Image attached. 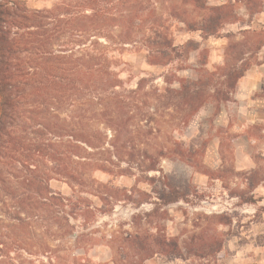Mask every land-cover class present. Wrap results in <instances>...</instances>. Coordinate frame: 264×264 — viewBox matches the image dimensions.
<instances>
[{
    "label": "rangeland",
    "instance_id": "374dc122",
    "mask_svg": "<svg viewBox=\"0 0 264 264\" xmlns=\"http://www.w3.org/2000/svg\"><path fill=\"white\" fill-rule=\"evenodd\" d=\"M25 1L30 9L42 10L56 0ZM148 2L157 16L169 19L181 56L168 65L148 62L146 24L135 31L133 46L122 51L115 42L109 44L121 58L119 66H112L126 121L118 128L121 160L111 154L115 125L99 124L94 115L100 106H80L86 97L79 95L73 111L88 125L74 126L91 131L85 139L96 148L76 159L84 185L72 188L57 178L50 189L56 197L71 198L83 213L64 208L65 214H77L66 234L60 219L65 215L56 204L42 208L39 219L9 223L13 234L1 263L264 264V123L242 125L247 116L237 98L239 83L229 93L222 76L225 52L235 43H247L254 51L257 43L263 44L253 53L250 70L264 76V0H207L211 7L226 5L230 14L220 35L208 39L186 31L182 21L197 17L192 5ZM173 13L179 19L171 18ZM229 33L235 35L231 40ZM182 79L204 84L205 103L195 114L175 99ZM255 98L264 104V88ZM258 111L264 119V109ZM101 165L105 172L98 170ZM153 165L156 171L149 170ZM171 189L188 197L187 202L157 204L158 195ZM164 237L178 244L183 259L154 256L156 239Z\"/></svg>",
    "mask_w": 264,
    "mask_h": 264
},
{
    "label": "trees",
    "instance_id": "16d2710c",
    "mask_svg": "<svg viewBox=\"0 0 264 264\" xmlns=\"http://www.w3.org/2000/svg\"><path fill=\"white\" fill-rule=\"evenodd\" d=\"M147 3L56 0L51 8L37 10L30 9L25 0H0V258L5 256L4 248L9 247L13 234L9 223L23 225L26 219H39L42 208L60 205L66 234L77 214H65L64 208L70 206L83 213L71 198L56 197L50 189V182L57 178L72 183V188L84 185V173L79 168L82 164L77 160L90 155L89 148H96L93 141L85 139L91 131L74 126L88 125L73 111L79 95L86 97L80 106H100L94 115L99 124L115 125L111 154L121 160L118 128L126 121L112 67L120 65L121 58L111 53L109 44L115 42L122 51L126 45L133 46L135 31L146 24L148 62L168 65L181 56V47L175 45L167 25L169 19L157 16L155 5ZM182 5H192L197 12L195 19L182 21L186 31L200 33L202 39L219 36L230 18L226 5L211 7L207 0H182ZM170 17L179 19L177 13ZM116 28H121L117 34ZM234 36L226 35L230 40ZM188 44L194 46L191 41ZM262 46L257 43L255 51L247 49V43L228 46L222 76L229 93L250 70L253 53ZM203 87L201 81L182 79L175 99L181 106L193 108L195 114L205 103ZM98 170L105 172L106 166ZM149 170L156 171V166ZM171 191H163L156 203L168 206L187 202L188 197L178 190ZM99 198L106 201L103 195ZM155 246L154 256L183 259L178 244L170 238H157Z\"/></svg>",
    "mask_w": 264,
    "mask_h": 264
},
{
    "label": "crops",
    "instance_id": "0c3cea01",
    "mask_svg": "<svg viewBox=\"0 0 264 264\" xmlns=\"http://www.w3.org/2000/svg\"><path fill=\"white\" fill-rule=\"evenodd\" d=\"M238 83L237 98L241 101L242 116H247V122H242V125H251L256 122L264 123V119L258 117V108L264 109V104L255 98L264 88V76L251 69ZM153 260L155 258L149 261Z\"/></svg>",
    "mask_w": 264,
    "mask_h": 264
}]
</instances>
